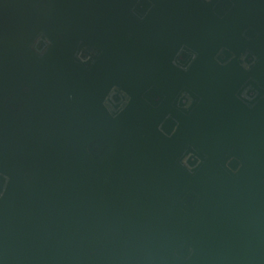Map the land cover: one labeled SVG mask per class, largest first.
I'll list each match as a JSON object with an SVG mask.
<instances>
[{
	"label": "water",
	"instance_id": "obj_1",
	"mask_svg": "<svg viewBox=\"0 0 264 264\" xmlns=\"http://www.w3.org/2000/svg\"><path fill=\"white\" fill-rule=\"evenodd\" d=\"M0 264H264V0H0Z\"/></svg>",
	"mask_w": 264,
	"mask_h": 264
}]
</instances>
